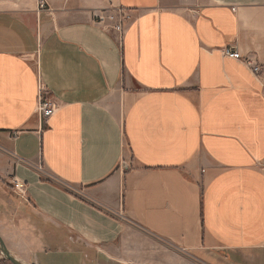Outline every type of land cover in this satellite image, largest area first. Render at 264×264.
<instances>
[{
    "label": "crops",
    "instance_id": "0c3cea01",
    "mask_svg": "<svg viewBox=\"0 0 264 264\" xmlns=\"http://www.w3.org/2000/svg\"><path fill=\"white\" fill-rule=\"evenodd\" d=\"M0 183L33 264H264V0H0Z\"/></svg>",
    "mask_w": 264,
    "mask_h": 264
},
{
    "label": "rangeland",
    "instance_id": "374dc122",
    "mask_svg": "<svg viewBox=\"0 0 264 264\" xmlns=\"http://www.w3.org/2000/svg\"><path fill=\"white\" fill-rule=\"evenodd\" d=\"M6 180L3 181V184L0 183V185L6 187L9 191L13 192V189L11 187V180L12 176H8L5 178ZM8 203V202H7ZM25 212L22 209H18L16 204H1L0 203V235L5 241L6 246L8 247L9 251L20 261L27 263V264H33L29 261H26L23 259L22 256H17L12 250L14 247V240H16L17 244H21V248L23 247V244L21 240L16 237L17 230L21 229L22 227V219H23V213ZM139 234V235H138ZM142 235L139 232L132 233L128 237H125V245H128L129 247H142L144 251H146L148 254L151 252L149 250L154 249V244H152L151 240H149L147 237L140 236ZM149 240V241H148ZM149 242V243H147ZM161 251H163V245L160 244ZM159 254V253H158ZM162 256V254H159ZM144 256H147L144 254ZM165 258V256H163ZM166 259V258H165ZM167 264H185L186 262H183L182 258H180L178 255L175 257H170V259L165 260ZM0 264H13L9 260L5 258L3 253L0 251ZM194 264V263H193Z\"/></svg>",
    "mask_w": 264,
    "mask_h": 264
},
{
    "label": "built area",
    "instance_id": "2783aa9c",
    "mask_svg": "<svg viewBox=\"0 0 264 264\" xmlns=\"http://www.w3.org/2000/svg\"><path fill=\"white\" fill-rule=\"evenodd\" d=\"M40 9H43L46 7V4L44 2H41L39 5ZM122 17V16H121ZM109 19L114 20V16H110ZM101 21L106 20V17L101 16L100 17ZM118 31H122V25L118 24L116 26ZM226 54L230 57L236 58V59H241L242 56L238 49H227ZM247 64L252 68L254 73H259L260 72V65L258 64H253L250 61H247ZM37 111L39 113V116L41 117L42 121H47L54 113H55V106L54 104L46 99L44 96V89H40V97H39V103H38V108ZM13 187L15 190H17L20 193H24V185L20 183L15 177L12 179Z\"/></svg>",
    "mask_w": 264,
    "mask_h": 264
},
{
    "label": "water",
    "instance_id": "95a60500",
    "mask_svg": "<svg viewBox=\"0 0 264 264\" xmlns=\"http://www.w3.org/2000/svg\"><path fill=\"white\" fill-rule=\"evenodd\" d=\"M0 251L3 253V255L5 256V258L7 260H9L11 263L13 264H27L24 263L22 261H20L19 259H17L8 249V247L5 244L4 239L2 238V236L0 235Z\"/></svg>",
    "mask_w": 264,
    "mask_h": 264
}]
</instances>
